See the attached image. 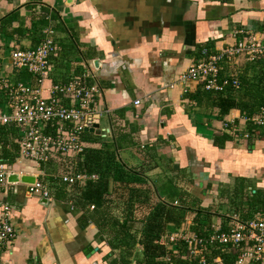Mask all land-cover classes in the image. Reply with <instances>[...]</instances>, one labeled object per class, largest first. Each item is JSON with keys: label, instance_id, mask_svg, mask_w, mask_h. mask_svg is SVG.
<instances>
[{"label": "crops", "instance_id": "crops-1", "mask_svg": "<svg viewBox=\"0 0 264 264\" xmlns=\"http://www.w3.org/2000/svg\"><path fill=\"white\" fill-rule=\"evenodd\" d=\"M46 29L52 30L56 52L49 56L47 79L39 85L33 75L11 65L9 53L34 47ZM236 29L264 43V0H0V84L4 78L10 84L40 87L46 97L50 83L66 82L85 71L89 77L84 82L96 84L99 96L91 105L98 132L83 129L84 151L117 146L115 160L125 177L142 179L167 202L175 199L169 192L191 193L207 212L205 230L208 225L225 228L229 218L246 221L264 215V209L246 214L247 200L230 191L237 178L249 183L251 191L264 192V125L251 124L256 130L249 140L237 109L215 118L214 111L196 106L187 96L199 83L181 84L177 76L200 58L202 48L216 50L241 38ZM257 60L264 61V54ZM253 61L237 55L221 64L219 75L245 73L251 81L257 71ZM1 90L5 102L6 90ZM243 91L239 88L235 96L243 98ZM57 97L65 105L75 103ZM134 99L139 102L133 104ZM231 119L236 124L233 132L222 128ZM3 125L16 128L13 123ZM245 130L249 135L243 138ZM221 133L230 140L213 145V136ZM18 136L8 140L15 143ZM83 152L53 155L38 165L19 163L21 173L38 179L44 173L54 182L50 186L43 181L49 193L45 203L40 202L43 197L25 192L26 183H9L0 194L15 232L3 248V264H119V251L108 246L106 236L88 219L90 205L77 206L69 192L72 182L61 180L64 174L78 172L76 161ZM60 156L72 160L67 172H57L66 166ZM224 184L229 186L226 194L220 193ZM166 186V194H161ZM225 195L237 198L238 204H230ZM261 198L263 203L264 194ZM193 217V211H186L183 219L192 230ZM139 249L137 245L135 251Z\"/></svg>", "mask_w": 264, "mask_h": 264}, {"label": "built area", "instance_id": "built-area-1", "mask_svg": "<svg viewBox=\"0 0 264 264\" xmlns=\"http://www.w3.org/2000/svg\"><path fill=\"white\" fill-rule=\"evenodd\" d=\"M234 33L243 36L216 50L202 48L200 58L180 72L177 81L181 84L194 81L202 89L211 91H221L225 86L239 88L236 76L219 75L221 64L237 55L255 60L264 54V43L254 34L241 29L234 30ZM51 34L52 30L46 29L44 38L34 47L13 48L9 53L11 65L33 75L39 85L47 79L49 56L56 52ZM86 77L89 76L82 71L66 82L50 83L45 88L49 92L46 97L40 94V87L31 88L21 82L10 84L2 79L0 87L6 90V101L0 108V125L13 123L19 136L15 140L17 153L14 162L7 164L0 159V194L9 184L6 181L7 172L21 173L18 168L20 162L38 165L53 155H76L84 151L86 146L80 134L90 126L93 114L91 105L95 97L99 96V87L93 83L86 84ZM57 94L75 103L65 105L59 101ZM132 102L137 104L139 100L134 99ZM241 120L242 125L247 122L256 126L264 125V107H259L257 113L248 118L242 116ZM235 125L232 119L226 120L222 128L233 132L236 130ZM241 135L246 138L249 133L245 130ZM92 179H96V174L73 172L61 176L62 181L69 183H83ZM25 185L27 194L49 198L47 184L40 179L35 177L32 183ZM172 204H177V201L173 200ZM8 212V205L0 200V264H3L4 246L15 235ZM189 224L183 222L159 236L157 242L165 247L166 252L158 259V264H181V260L184 261L182 264H223L221 257L212 255L211 250L226 246L236 249L233 264H264V215L246 221L229 218L225 228L208 225L206 234L196 233L188 227Z\"/></svg>", "mask_w": 264, "mask_h": 264}, {"label": "trees", "instance_id": "trees-1", "mask_svg": "<svg viewBox=\"0 0 264 264\" xmlns=\"http://www.w3.org/2000/svg\"><path fill=\"white\" fill-rule=\"evenodd\" d=\"M257 71L253 80L248 81L245 73L238 76L239 88H244V97L237 98L235 92L239 90L230 86H225L221 91H211L202 89L197 85L195 89L187 96L195 103L196 106H204L214 111L215 118L222 119L231 109H237L241 116L250 117L256 113L259 107H264V61L255 59ZM256 80V81H255ZM255 81V82H254ZM256 89H259L256 92ZM0 104L4 102L3 90L0 91ZM249 131V140L252 139L253 132L256 130L251 123L245 124ZM252 132V133H251ZM18 136L16 128L12 125L0 126V159L3 162H11L16 156V144L10 142L8 138ZM98 138V137H97ZM230 140L226 133L214 135L213 145H220ZM9 145L8 149L5 146ZM117 147V146H116ZM114 146L103 145L99 149L87 148L76 161L78 172L94 173L97 175L95 180H86L83 184L72 182L70 194L72 200L78 206L92 205L88 210V219L97 227V231L106 236V242L110 248L119 251V264H128L130 259L134 264H158V259L165 254L166 249L157 242L161 234L180 226L183 222L186 211H193L194 223L193 230L198 234H206L205 216L207 212L198 206L199 200L191 193L179 189L177 194L169 192L167 196L175 199L177 204H172L164 199H159L158 193L153 192V188L148 183L137 179L136 177L127 178L124 172L119 171L118 163L115 160ZM133 175L136 171H129ZM41 180V179H40ZM43 181V180H41ZM46 181L52 186L53 179L47 177ZM229 186L224 184L220 193L226 194ZM231 195L237 198L247 200L248 208L246 214H252L264 209L262 198L264 192L253 188L249 183L243 184V180L235 178ZM161 188V194H166ZM226 196V195H225ZM228 198V196H226ZM229 200L230 204L237 198L233 196ZM188 199V200H186ZM239 200L236 202L238 204ZM261 203V205H260ZM120 204V209L117 206ZM87 207V206H86ZM138 207H143L138 210ZM88 208V207H87ZM244 213V211H243ZM247 216H242L245 219ZM137 225V226H136ZM139 245V252L135 247ZM212 255H219L223 264H233L235 252L226 247H219L211 250ZM257 264V263H251Z\"/></svg>", "mask_w": 264, "mask_h": 264}, {"label": "water", "instance_id": "water-1", "mask_svg": "<svg viewBox=\"0 0 264 264\" xmlns=\"http://www.w3.org/2000/svg\"><path fill=\"white\" fill-rule=\"evenodd\" d=\"M93 65L95 66L97 64L96 60L92 61ZM97 114H93L92 115V122H91V126L89 128H84L85 130H89V131H93V128H96L94 130L95 133L98 132L97 129ZM35 179V176L33 175H28V174H24V173H18L16 171H9L6 174V181L8 183H32ZM40 202L45 203L46 202V198H42L40 200Z\"/></svg>", "mask_w": 264, "mask_h": 264}, {"label": "rangeland", "instance_id": "rangeland-1", "mask_svg": "<svg viewBox=\"0 0 264 264\" xmlns=\"http://www.w3.org/2000/svg\"><path fill=\"white\" fill-rule=\"evenodd\" d=\"M2 105H3V103L0 104V108L2 107ZM58 158L61 159V160H60V163L66 164V166H65V167L63 166V168L60 167V168L58 169L57 172H62V171L67 172L68 170H70V168H68V166L71 165L72 160H71V159H68L67 157H64V156H60V157H58ZM45 165H46V164H45ZM45 168H46V167H45ZM118 168H119V165H118ZM22 169H23V170H26L25 167H22ZM45 171H46V170H45ZM42 175H43V176H39V179H41V180H43V181H45V182H46V178H47V177H51V178H53L52 176L45 175L44 173H42ZM137 249H138V248H137Z\"/></svg>", "mask_w": 264, "mask_h": 264}]
</instances>
